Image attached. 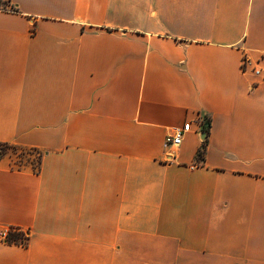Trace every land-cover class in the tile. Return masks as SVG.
Here are the masks:
<instances>
[{"label":"crops","instance_id":"0c3cea01","mask_svg":"<svg viewBox=\"0 0 264 264\" xmlns=\"http://www.w3.org/2000/svg\"><path fill=\"white\" fill-rule=\"evenodd\" d=\"M6 4L0 264H264V0Z\"/></svg>","mask_w":264,"mask_h":264},{"label":"built area","instance_id":"2783aa9c","mask_svg":"<svg viewBox=\"0 0 264 264\" xmlns=\"http://www.w3.org/2000/svg\"><path fill=\"white\" fill-rule=\"evenodd\" d=\"M246 61H247V58H246V56H244L242 64L245 65ZM254 71L257 74L261 72L263 74V77H264V67H261L259 69H255ZM188 129H189V123H184L181 127L173 128L169 133H167L165 135V139H164L165 145L167 147H171V148L178 147L182 142L184 133ZM1 148H2V145H0V154L2 152ZM169 157H170V155L167 156V159ZM13 231L20 232V234H21L20 237L16 240V242L19 244H26L29 232L28 231H21V230L15 228V227H12V226L7 227V228L0 231V239L9 242L10 232H13Z\"/></svg>","mask_w":264,"mask_h":264},{"label":"rangeland","instance_id":"374dc122","mask_svg":"<svg viewBox=\"0 0 264 264\" xmlns=\"http://www.w3.org/2000/svg\"><path fill=\"white\" fill-rule=\"evenodd\" d=\"M6 3L4 1H0V7H6ZM21 152V153H20ZM34 152H30L32 155H28V153L24 151H20L19 149H13V148H5L1 155H7L13 159L14 162L22 163L23 161L28 160H37V156L33 157Z\"/></svg>","mask_w":264,"mask_h":264},{"label":"trees","instance_id":"16d2710c","mask_svg":"<svg viewBox=\"0 0 264 264\" xmlns=\"http://www.w3.org/2000/svg\"><path fill=\"white\" fill-rule=\"evenodd\" d=\"M1 1V0H0ZM2 1H4L5 3H6V1L7 0H2ZM203 144H205V141L203 142ZM0 145H2V148H1V151L3 152L4 151V149L5 148H13V149H17L16 147H14V146H10V145H8L7 143H0ZM204 145H203V147L201 148V149H199V151H198V155H197V157L198 158H202L203 157V151H204ZM20 151H22V150H20ZM2 152H1V154H2ZM21 153V152H20ZM0 154V155H1ZM20 232H17V231H13V232H10V235H9V242H15V243H17L16 242V240L20 237Z\"/></svg>","mask_w":264,"mask_h":264}]
</instances>
